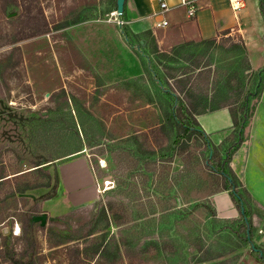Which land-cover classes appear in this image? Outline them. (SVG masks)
Masks as SVG:
<instances>
[{"label":"rangeland","instance_id":"obj_1","mask_svg":"<svg viewBox=\"0 0 264 264\" xmlns=\"http://www.w3.org/2000/svg\"><path fill=\"white\" fill-rule=\"evenodd\" d=\"M113 1L0 0V264H264L243 239V217L220 176L207 169L204 139H180L178 154L173 137L160 133L163 117L147 93L161 92V82L123 84L144 74L141 62L153 77L189 62L154 59L141 45L147 34L134 37ZM230 48L220 38L180 52L229 69L240 53ZM254 148L232 155L230 167L243 211L257 223L251 240L264 251V152ZM150 151L153 175L142 160ZM126 152L140 159L132 170ZM74 159L92 174L87 201L73 199L75 184L66 180L83 163L64 166ZM42 213L44 226L33 223L23 239V218ZM124 214L129 221L118 224ZM148 239L174 246L140 253Z\"/></svg>","mask_w":264,"mask_h":264},{"label":"trees","instance_id":"obj_2","mask_svg":"<svg viewBox=\"0 0 264 264\" xmlns=\"http://www.w3.org/2000/svg\"><path fill=\"white\" fill-rule=\"evenodd\" d=\"M115 11V0L113 1ZM258 10L262 18L264 25V0H257ZM125 39L129 42L130 35L128 31H122ZM136 38H140L141 35H134ZM144 47L149 51V54L154 57L157 61H165L180 64L183 61L189 62L188 65L183 67H168L170 69H175L178 74L171 71H167L161 75L155 72L153 77V72L148 68L143 62L141 66L143 68V75L125 80L123 84L125 85H138L139 83H144L148 81L154 88L155 82L159 81L162 84L160 89L161 92H156L155 95L147 93L148 103H155L162 114V123L160 124V133L163 134L170 142L171 149H176L177 153L180 154L181 150L177 147L180 139L191 138L193 136H198L205 141V150L211 151L209 160L206 166L209 171L213 174L220 176V186L221 191H226L229 196L235 202L236 208L243 217L242 224L240 225L241 232L243 233V239L246 240L253 251L258 254V259L264 263V251L257 250L251 236L255 230L257 223H252V221L247 217V214L243 211V198L238 194V188L241 186V182L233 172L230 167V161L232 155L239 148L240 144L243 142L244 129L246 124L249 122L255 104L262 92L264 85V65L260 69L252 71L250 74H246L242 77L241 73L249 70V65L246 57L241 56V52L237 55H232L230 62L236 64L237 67L229 68V65L221 68L216 67L212 61H202V56H193L192 54H183L180 51L189 45L206 44L211 45L214 40H205L200 42H186L182 45L172 48L169 53L160 52L156 46L155 40L153 38L147 40H142ZM139 43V42H138ZM232 49V50H231ZM238 50L237 46L231 43V48L229 51ZM228 51V52H229ZM243 53V52H242ZM162 63V62H161ZM229 64V63H226ZM222 72V74H220ZM250 77V86L247 88L245 84L242 85V80ZM236 80L232 83V80ZM165 84V85H164ZM145 88V86H144ZM252 88V89H251ZM146 89V88H145ZM221 108H226L231 116L233 130L231 134L220 144L221 148L229 143V145L224 148V156L220 155V149L215 148L214 145L210 143L205 133L199 127L195 116L204 114L207 112H212ZM110 156L115 160L117 157L120 158V153L117 150L109 149ZM149 153V152H148ZM150 151L148 162L146 158L143 160V166L146 171L150 172L151 175L155 173V163L156 160L150 161ZM125 156L128 158V164L126 168L134 169L137 166V161L134 159L130 152H126ZM172 159V156L170 157ZM171 161V160H170ZM186 167H189L188 159L184 160ZM152 165V166H151ZM151 166V167H150ZM122 167V164L118 167V170ZM154 167V168H153ZM190 172L183 171V175L186 178ZM56 185V181H55ZM244 193L249 196L247 191L243 188ZM54 197L53 194L45 195L40 197L41 200H46ZM102 218H106L102 213ZM31 216L26 215L23 218L22 224V238L30 235L32 232V225L30 224ZM129 217L127 215L121 216L117 219L118 224L127 223ZM240 231H237L239 234ZM173 243L168 239L165 241H157L148 239L139 242L138 249L140 253H149L152 251H168L173 247ZM207 252L206 251H203ZM211 257H205L198 260V262L210 260ZM19 264H23L18 262Z\"/></svg>","mask_w":264,"mask_h":264},{"label":"crops","instance_id":"obj_3","mask_svg":"<svg viewBox=\"0 0 264 264\" xmlns=\"http://www.w3.org/2000/svg\"><path fill=\"white\" fill-rule=\"evenodd\" d=\"M165 2L168 8L159 17L153 15L158 11L155 0H125L122 14L132 34H147V40L153 38L158 50L165 53L186 42L225 38L237 46L242 57H246L250 68L245 71L246 74L264 65V61L258 66L254 64L257 58L264 59V25L257 0H238L235 5L232 0H188L187 4H181L180 0ZM189 7L196 8L192 17L188 15ZM160 18H164L168 24L156 28L155 23ZM195 118L208 140L215 146L220 145L233 130L231 116L226 108L196 115ZM244 136L245 140L234 154L245 152L247 147H255L253 153L259 152L258 148L261 153L264 152V85L245 126ZM78 161L82 160L74 159L64 163V166ZM82 162L80 169L67 173L66 180L75 185L82 183L80 186H73L74 194L71 195L75 200L87 201L91 196L92 174L86 161ZM58 175L62 183L60 173Z\"/></svg>","mask_w":264,"mask_h":264},{"label":"built area","instance_id":"obj_4","mask_svg":"<svg viewBox=\"0 0 264 264\" xmlns=\"http://www.w3.org/2000/svg\"><path fill=\"white\" fill-rule=\"evenodd\" d=\"M158 3V11L153 13L154 16H159L161 17L163 15V13L167 10V4L165 2V0H155ZM238 0H232V3L237 4ZM181 4H187L188 0H180ZM234 8H236L235 6H233ZM196 8L195 7H189L188 10V15L189 17H192L195 13ZM167 21L164 18H160L156 23H155V27L159 28V27H165L167 26Z\"/></svg>","mask_w":264,"mask_h":264},{"label":"water","instance_id":"obj_5","mask_svg":"<svg viewBox=\"0 0 264 264\" xmlns=\"http://www.w3.org/2000/svg\"><path fill=\"white\" fill-rule=\"evenodd\" d=\"M124 2L125 0H115V13L120 16L124 10ZM38 222L41 226H44L46 222V213H42L40 215H34L30 218V224Z\"/></svg>","mask_w":264,"mask_h":264},{"label":"bare ground","instance_id":"obj_6","mask_svg":"<svg viewBox=\"0 0 264 264\" xmlns=\"http://www.w3.org/2000/svg\"><path fill=\"white\" fill-rule=\"evenodd\" d=\"M16 234L18 233V228L16 229V232H15Z\"/></svg>","mask_w":264,"mask_h":264}]
</instances>
